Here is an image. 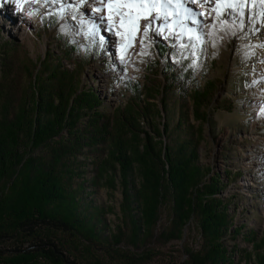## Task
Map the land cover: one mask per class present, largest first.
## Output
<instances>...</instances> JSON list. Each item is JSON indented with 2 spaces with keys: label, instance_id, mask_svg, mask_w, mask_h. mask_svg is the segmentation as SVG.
<instances>
[{
  "label": "rangeland",
  "instance_id": "1",
  "mask_svg": "<svg viewBox=\"0 0 264 264\" xmlns=\"http://www.w3.org/2000/svg\"><path fill=\"white\" fill-rule=\"evenodd\" d=\"M56 67L74 76L63 98ZM64 143L76 147L58 170L73 206L62 213L81 221L67 239L76 263L17 233L0 238V264H119L107 240L149 250L143 264H182L211 245L205 207L226 222L217 264H264V0H0L9 234L32 163ZM179 187L187 213L163 240Z\"/></svg>",
  "mask_w": 264,
  "mask_h": 264
},
{
  "label": "trees",
  "instance_id": "2",
  "mask_svg": "<svg viewBox=\"0 0 264 264\" xmlns=\"http://www.w3.org/2000/svg\"><path fill=\"white\" fill-rule=\"evenodd\" d=\"M53 75L58 76V80H62V85L65 86L59 95L63 98L65 96L64 90L69 91V87L74 81L73 73L64 68L56 67ZM75 148V145L64 143L57 148L56 154L48 161L35 160L32 163L26 186L18 202L10 208L8 214L9 227L13 233L9 234L10 232L0 225V238L20 233L29 239V245L34 246V250H38L57 263H76L75 258H70L72 252H66L68 245H70L67 239L74 230L80 229L77 224H81V221L77 217L62 213L63 207L70 211L73 206L70 203L71 197L65 195V188L58 176V170L65 164V156ZM177 189L173 200L171 222L160 234L163 240L179 237L187 213L183 202L184 192L181 187ZM55 198H61V202L53 206L51 204ZM203 209L206 211L204 215H206L207 223L202 222L201 225L206 236L212 239L211 245L207 251L192 252L187 250V257L182 264H217L216 254L220 249V238L224 232L222 224L225 225L226 222H214L210 210H217L216 208L205 207ZM92 239L98 240L96 237H92ZM117 244L116 241L107 240L106 244L104 243L99 247L111 254V257L118 260L119 264H143L152 256L151 252H148L149 250L131 251L129 248L120 247ZM69 247L73 250L75 248V246ZM99 264H102L101 260Z\"/></svg>",
  "mask_w": 264,
  "mask_h": 264
},
{
  "label": "bare ground",
  "instance_id": "3",
  "mask_svg": "<svg viewBox=\"0 0 264 264\" xmlns=\"http://www.w3.org/2000/svg\"><path fill=\"white\" fill-rule=\"evenodd\" d=\"M36 19H34L36 22H37V20H38V17L37 16H34Z\"/></svg>",
  "mask_w": 264,
  "mask_h": 264
}]
</instances>
